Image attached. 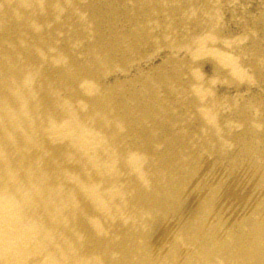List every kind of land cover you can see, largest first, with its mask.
Segmentation results:
<instances>
[{"label":"bare ground","instance_id":"obj_1","mask_svg":"<svg viewBox=\"0 0 264 264\" xmlns=\"http://www.w3.org/2000/svg\"><path fill=\"white\" fill-rule=\"evenodd\" d=\"M0 264H264V0H0Z\"/></svg>","mask_w":264,"mask_h":264},{"label":"rangeland","instance_id":"obj_2","mask_svg":"<svg viewBox=\"0 0 264 264\" xmlns=\"http://www.w3.org/2000/svg\"><path fill=\"white\" fill-rule=\"evenodd\" d=\"M232 21L237 22L236 20H233V19H232ZM236 24H237V23H234L232 26L235 28L234 31H237V30H238V32H239V31H240V30H239L240 28L237 29V28L235 27Z\"/></svg>","mask_w":264,"mask_h":264}]
</instances>
